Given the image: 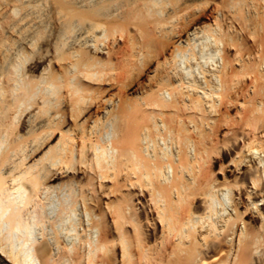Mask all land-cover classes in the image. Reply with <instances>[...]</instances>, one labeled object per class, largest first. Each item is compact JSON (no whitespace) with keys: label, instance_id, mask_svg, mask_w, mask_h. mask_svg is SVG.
<instances>
[{"label":"bare ground","instance_id":"6f19581e","mask_svg":"<svg viewBox=\"0 0 264 264\" xmlns=\"http://www.w3.org/2000/svg\"><path fill=\"white\" fill-rule=\"evenodd\" d=\"M0 264H264V0H0Z\"/></svg>","mask_w":264,"mask_h":264},{"label":"rangeland","instance_id":"374dc122","mask_svg":"<svg viewBox=\"0 0 264 264\" xmlns=\"http://www.w3.org/2000/svg\"><path fill=\"white\" fill-rule=\"evenodd\" d=\"M218 114L221 115V114H224V113H223L222 110H220V111L218 112ZM232 114H235V112H234V113L232 112ZM232 114L229 113V115H231V116H232ZM215 130H216V129H215ZM227 162H228V160H227ZM219 164H220V163H218L217 165H214V166H213V169H215L216 172H217L218 169H219V167H218V166H220Z\"/></svg>","mask_w":264,"mask_h":264}]
</instances>
